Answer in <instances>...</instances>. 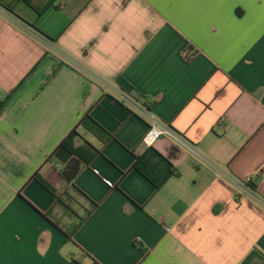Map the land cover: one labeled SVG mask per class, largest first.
Listing matches in <instances>:
<instances>
[{
  "label": "crops",
  "instance_id": "0c3cea01",
  "mask_svg": "<svg viewBox=\"0 0 264 264\" xmlns=\"http://www.w3.org/2000/svg\"><path fill=\"white\" fill-rule=\"evenodd\" d=\"M3 2L0 264H264V0ZM114 89L193 147H152L179 170L159 190L133 166L148 124ZM87 112L115 138L75 180L98 207L69 239L33 177L65 192L50 156Z\"/></svg>",
  "mask_w": 264,
  "mask_h": 264
},
{
  "label": "trees",
  "instance_id": "16d2710c",
  "mask_svg": "<svg viewBox=\"0 0 264 264\" xmlns=\"http://www.w3.org/2000/svg\"><path fill=\"white\" fill-rule=\"evenodd\" d=\"M4 0H0V5L4 4ZM21 2L31 8L37 15L42 17L49 9L55 6L57 0H13ZM2 6V5H1ZM11 11L12 7L7 6ZM192 48L189 47L188 51ZM191 57L186 56L187 60ZM147 103V102H146ZM149 103V102H148ZM5 101H0V115L3 110ZM151 106L152 104H147ZM83 131V133L81 132ZM93 136L101 144L96 147L85 136ZM115 137L103 128L89 112L85 113L79 123L69 132L65 139L56 147L51 154V160L61 165L60 174L67 184L64 193H57L56 190L41 177L37 172L34 175L36 179L45 189L51 192L58 203L63 205L71 218L75 220L72 230L67 231V236L71 239L80 226L92 215L97 209L98 204L89 199L76 185L75 180L80 173L91 165L93 160L102 154V148ZM134 168L142 174L149 182H151L157 190L172 177L179 176V170L168 161L157 150L150 147L142 155L135 156ZM250 187L254 188L251 184ZM80 199L84 201L80 203ZM88 203V207L85 205ZM81 209L79 214L78 208Z\"/></svg>",
  "mask_w": 264,
  "mask_h": 264
},
{
  "label": "built area",
  "instance_id": "2783aa9c",
  "mask_svg": "<svg viewBox=\"0 0 264 264\" xmlns=\"http://www.w3.org/2000/svg\"><path fill=\"white\" fill-rule=\"evenodd\" d=\"M117 95L120 96L121 101L127 104L132 110L136 112L141 119H143L148 124V131L143 138V144L150 148L153 147L160 139L169 138L176 143L186 147L189 150H193L191 144L177 132L169 123L159 118L151 109V106L134 99L126 93L114 89ZM235 182L241 185L249 193L255 195V190L249 186L251 180L238 181Z\"/></svg>",
  "mask_w": 264,
  "mask_h": 264
},
{
  "label": "rangeland",
  "instance_id": "374dc122",
  "mask_svg": "<svg viewBox=\"0 0 264 264\" xmlns=\"http://www.w3.org/2000/svg\"><path fill=\"white\" fill-rule=\"evenodd\" d=\"M80 203H83V204H84V201H83V199H82V200L80 199ZM77 208H78V206H77ZM78 209H79V208H78Z\"/></svg>",
  "mask_w": 264,
  "mask_h": 264
}]
</instances>
